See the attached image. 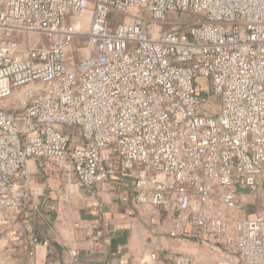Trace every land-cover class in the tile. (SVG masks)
<instances>
[{"label": "built area", "instance_id": "2783aa9c", "mask_svg": "<svg viewBox=\"0 0 264 264\" xmlns=\"http://www.w3.org/2000/svg\"><path fill=\"white\" fill-rule=\"evenodd\" d=\"M29 160L93 200L115 179L209 264L260 263L264 0H0V212L34 196Z\"/></svg>", "mask_w": 264, "mask_h": 264}, {"label": "crops", "instance_id": "0c3cea01", "mask_svg": "<svg viewBox=\"0 0 264 264\" xmlns=\"http://www.w3.org/2000/svg\"><path fill=\"white\" fill-rule=\"evenodd\" d=\"M27 165L34 196L20 212H0V264H60L69 250L79 252L81 264H176L181 256L209 264L223 256L211 244L170 239L166 216L158 212L151 218L149 208L137 207L115 179L102 183L93 200L84 192L71 193L63 174L45 178L34 161ZM31 236L39 242L32 258Z\"/></svg>", "mask_w": 264, "mask_h": 264}, {"label": "rangeland", "instance_id": "374dc122", "mask_svg": "<svg viewBox=\"0 0 264 264\" xmlns=\"http://www.w3.org/2000/svg\"><path fill=\"white\" fill-rule=\"evenodd\" d=\"M169 17L174 18L175 15L170 14ZM185 18L187 17L183 16L182 18H179V19L185 20ZM77 45L78 44L76 42L74 47L77 48ZM79 58L80 56L74 51V53H72L70 57L69 65L71 66L72 64H74ZM199 82H206V80H200ZM210 101H211L210 109L212 113H214L218 110V105L213 98H211ZM262 207H264V184H261V187L258 189V191L255 194L249 195L247 199V203L245 207L243 208V213L246 216L253 217L256 214V212Z\"/></svg>", "mask_w": 264, "mask_h": 264}, {"label": "water", "instance_id": "95a60500", "mask_svg": "<svg viewBox=\"0 0 264 264\" xmlns=\"http://www.w3.org/2000/svg\"><path fill=\"white\" fill-rule=\"evenodd\" d=\"M253 264H260V263H253Z\"/></svg>", "mask_w": 264, "mask_h": 264}]
</instances>
